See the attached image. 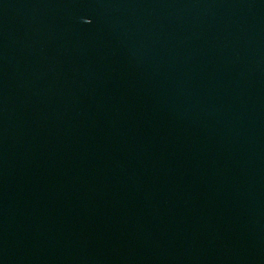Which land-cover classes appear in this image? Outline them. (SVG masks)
Segmentation results:
<instances>
[{
	"label": "water",
	"instance_id": "95a60500",
	"mask_svg": "<svg viewBox=\"0 0 264 264\" xmlns=\"http://www.w3.org/2000/svg\"><path fill=\"white\" fill-rule=\"evenodd\" d=\"M0 264H264V0H0Z\"/></svg>",
	"mask_w": 264,
	"mask_h": 264
}]
</instances>
